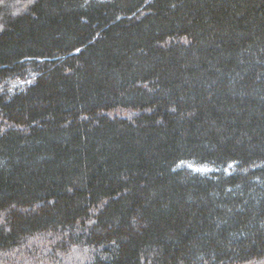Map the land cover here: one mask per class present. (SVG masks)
Here are the masks:
<instances>
[{
	"label": "trees",
	"instance_id": "obj_1",
	"mask_svg": "<svg viewBox=\"0 0 264 264\" xmlns=\"http://www.w3.org/2000/svg\"><path fill=\"white\" fill-rule=\"evenodd\" d=\"M32 69L0 92V264L264 259V0H36L0 33V80Z\"/></svg>",
	"mask_w": 264,
	"mask_h": 264
},
{
	"label": "rangeland",
	"instance_id": "obj_2",
	"mask_svg": "<svg viewBox=\"0 0 264 264\" xmlns=\"http://www.w3.org/2000/svg\"><path fill=\"white\" fill-rule=\"evenodd\" d=\"M36 0H3V2L0 3V7H2V10L0 13H3L4 15V18H2V15L0 14V33L3 31V28H4V20L6 19L7 17V14H11L12 16H19V15H22V14H25L27 13L31 6H33V4L35 3ZM36 76H37V73L35 72V70H29L27 74L25 75H21V76H16V77H12V78H9V79H4V80H0V92H7V93H15V92H19V91H22L26 86H29L30 84H33L35 82V79H36ZM120 116H126L125 113L123 114H119ZM190 166L192 167L193 169L195 170H198L200 172H202L200 169H205L203 172H209L210 170H212L210 167H208L209 165H205V164H202V166L200 165H197L195 163H189L187 164V166ZM51 243H47L45 250H47V254H44V255H50V254H54L56 255V252L60 249V247H53V250L50 252V248H51ZM42 252V248H40ZM69 250L67 251H61L62 254H66ZM73 252V251H72ZM71 252V253H72ZM88 252V250L85 249V247L83 248H78V249H75V252H74V255L73 256H61L59 258H63V262L59 263L58 261L57 262H51V263H47V264H74L77 262V260L79 258H82L83 254ZM60 253V254H61ZM76 254L78 255V257H76ZM21 255H25V253L22 251L18 254L15 255V257L17 256H21ZM84 256H87V255H84ZM25 259L29 258V257H26V255L24 256ZM31 259H34L31 258ZM34 262L32 263H29V264H35V263H41V262H35V260H33ZM59 261H62V260H59ZM28 264V263H27ZM255 264H264V259L257 263L255 262Z\"/></svg>",
	"mask_w": 264,
	"mask_h": 264
},
{
	"label": "snow or ice",
	"instance_id": "obj_3",
	"mask_svg": "<svg viewBox=\"0 0 264 264\" xmlns=\"http://www.w3.org/2000/svg\"><path fill=\"white\" fill-rule=\"evenodd\" d=\"M201 171H204L205 169H200Z\"/></svg>",
	"mask_w": 264,
	"mask_h": 264
}]
</instances>
